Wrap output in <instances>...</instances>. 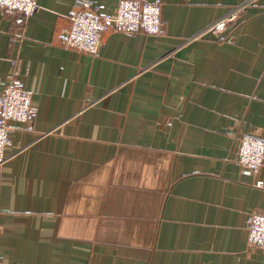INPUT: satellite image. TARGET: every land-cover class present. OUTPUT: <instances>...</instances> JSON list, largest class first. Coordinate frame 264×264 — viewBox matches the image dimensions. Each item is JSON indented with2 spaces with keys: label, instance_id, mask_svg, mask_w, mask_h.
<instances>
[{
  "label": "crops",
  "instance_id": "crops-1",
  "mask_svg": "<svg viewBox=\"0 0 264 264\" xmlns=\"http://www.w3.org/2000/svg\"><path fill=\"white\" fill-rule=\"evenodd\" d=\"M78 1L0 10V90L19 78L35 107L9 122L0 264H264V166L234 160L264 137V0H163V33L109 31L98 55L66 45Z\"/></svg>",
  "mask_w": 264,
  "mask_h": 264
},
{
  "label": "built area",
  "instance_id": "built-area-1",
  "mask_svg": "<svg viewBox=\"0 0 264 264\" xmlns=\"http://www.w3.org/2000/svg\"><path fill=\"white\" fill-rule=\"evenodd\" d=\"M163 0H116L113 13L106 5L94 0H79V9L68 17L63 29L66 45L82 53L98 55L104 45V35L109 31L135 34L144 32L158 35L164 31ZM245 6L239 5L229 14L213 22L198 36L206 33L219 35L235 21ZM42 6L39 0H0V10L11 15L29 18ZM196 37V36H195ZM15 66V61H13ZM2 86V85H0ZM35 115L32 96L25 83L16 77L0 90V165L7 161L10 121L30 122ZM234 160L238 165L258 173L264 166V137L242 133L237 137ZM261 184V182H257ZM248 246L264 251V212L253 211L246 222Z\"/></svg>",
  "mask_w": 264,
  "mask_h": 264
}]
</instances>
